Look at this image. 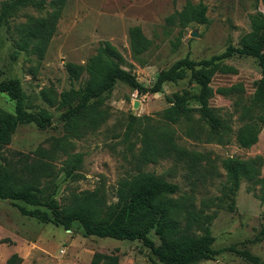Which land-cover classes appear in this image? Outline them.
Returning a JSON list of instances; mask_svg holds the SVG:
<instances>
[{"label":"rangeland","instance_id":"rangeland-1","mask_svg":"<svg viewBox=\"0 0 264 264\" xmlns=\"http://www.w3.org/2000/svg\"><path fill=\"white\" fill-rule=\"evenodd\" d=\"M15 1L0 0V4ZM188 3L206 6L208 22L168 26L167 17L182 11ZM258 13L264 15V0H68L44 57L21 53L16 60L11 57L14 49L7 29L0 27V82L19 80L27 111L45 109L52 116V124L46 129L35 124L18 127L12 142L0 149V170L14 172L19 185L31 183L48 188L46 197L60 204L67 202L73 193L98 189L105 191L108 203L116 202L120 182L138 172L132 154H140L143 132L151 125L167 123L176 131L179 145L212 160L215 174L199 182L196 176H190L186 166L170 159L143 165V171L179 185L175 197L192 204L195 212H202L200 219L211 230L214 250L234 247L250 252L264 263V187L259 181L264 176V125L258 143L249 149L240 147L235 138L245 124L243 108L250 105L255 82L261 78L256 59L235 56L225 63L237 72L217 74L213 78L215 95L210 106L231 128L230 143L225 144L207 141L206 135L199 133L200 139L189 138L180 126L162 118L161 113L173 105L175 95L182 96L189 108L200 107V86L190 72L185 80L166 84L156 94H139L118 82L101 107L108 113L106 121L80 137L66 130L61 119L64 110L42 98V92L46 91L59 95L72 87L84 89L87 75L72 83L66 64L87 65L104 42L111 43L122 54L126 70L135 74L145 87H151L160 72L186 56L199 62L222 54L229 45L239 47L242 37L251 31V17ZM44 15L46 12L23 8L17 12L16 22L24 23L29 16ZM132 27L141 28L153 41L151 50L140 59L143 61L136 60L130 49ZM236 85L242 86L241 92L227 97L217 92ZM0 110L14 113V102L3 93H0ZM131 123L135 132L125 141ZM182 126L187 128L186 123ZM76 155L82 156V163L73 170V176L67 175L66 163ZM227 160L251 163L260 169V175L256 179L243 177L235 186L223 165ZM38 164H47V172L39 169L35 173L32 166ZM193 230L202 234L197 227ZM148 237L160 244L155 231ZM97 252L118 255L119 264H153L154 260L151 251L140 241L85 237L77 222L71 231H65L53 223L43 224L25 217L12 201L0 199V264H6L15 253L23 259L22 264H90ZM199 264L251 263L225 250L215 259Z\"/></svg>","mask_w":264,"mask_h":264},{"label":"trees","instance_id":"trees-1","mask_svg":"<svg viewBox=\"0 0 264 264\" xmlns=\"http://www.w3.org/2000/svg\"><path fill=\"white\" fill-rule=\"evenodd\" d=\"M68 0H16L14 3L2 2L0 5V27H6L16 60L21 53L35 54L43 58L47 48L57 33L58 23ZM23 8H33L46 12L42 17L29 16L24 23H17V12ZM207 8L203 4L186 7L166 19V24L186 27L196 22H208ZM130 49L133 57L140 60L147 54L153 41L145 36L142 29L129 30ZM235 56L252 57L258 61L261 78L255 82V92L249 106L243 108L245 124L236 132L235 138L240 147L249 149L258 143L264 125V15L258 13L251 17V31L244 35L239 47L229 45L220 55L210 59L193 61L189 56L172 64L159 73L151 87L141 84L136 75L123 66L122 54L109 42L100 45L97 54L89 59L87 65L66 64L68 78L72 83L79 82L84 75L88 79L84 89L71 88L61 94L42 92V98L52 106L64 110L61 119L70 135L82 136L89 130H96L108 117L101 107L104 100L114 90L118 82L127 85L139 94L160 93L166 84H177L185 80L190 72L192 79L200 86L199 108H189L182 96L175 95L173 105L161 113L162 118L178 126L186 136L200 139L206 135L207 141L221 144L230 143L231 128L211 108L215 95L212 87L217 74H235L237 70L225 61ZM143 61V60H140ZM146 63V62H145ZM2 71L0 70V77ZM242 86L220 88L217 92L225 97L241 92ZM0 93L6 94L14 102V113L0 110V149L12 142L13 135L20 125L35 124L40 129L51 126L52 116L45 110L28 112L21 83L17 79L0 82ZM195 114L198 119L194 121ZM135 119V118H132ZM187 124L184 129L182 124ZM135 132V125H128L124 140L129 141ZM176 131L167 123L149 126L142 135V149L138 156L132 154L137 174L120 182L116 192V202L108 203L105 191L94 190L73 193L67 202L60 204L54 198L46 197L48 188H38L35 184L16 183L14 172L0 170V199L10 200L21 215L38 220L43 224L53 223L65 231H71L74 223H79L85 237L114 239L119 241H140L154 257L153 264H199L213 260L223 251L235 252L251 264H264L248 251L234 247L214 250V238L209 226L200 219L202 212H195L192 204L182 202L175 196L179 193L178 184L169 183L155 174L144 172L143 165L170 159L176 164L186 166L190 176L197 181H206L215 174L212 160L198 152L189 151L178 144ZM82 163V156L76 155L67 161V175ZM204 163V164H203ZM232 183L237 185L241 178L256 179L260 169L247 162L227 160L223 163ZM47 164L32 166L35 173L39 169L47 172ZM38 179V177H36ZM264 187V176L259 180ZM264 199V194H263ZM26 204V205H24ZM27 205L33 208H28ZM46 209H42V208ZM208 219V218H207ZM202 232L198 235L193 228ZM155 231L160 240L156 245L149 237ZM264 234V230L262 232ZM118 255L94 254L90 264H119ZM18 254H12L6 264H22Z\"/></svg>","mask_w":264,"mask_h":264},{"label":"water","instance_id":"water-1","mask_svg":"<svg viewBox=\"0 0 264 264\" xmlns=\"http://www.w3.org/2000/svg\"><path fill=\"white\" fill-rule=\"evenodd\" d=\"M194 36H196V35H194Z\"/></svg>","mask_w":264,"mask_h":264}]
</instances>
